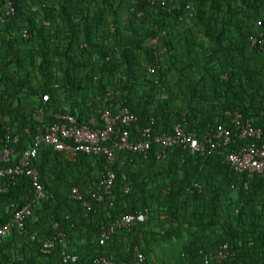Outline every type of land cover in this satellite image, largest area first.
<instances>
[{
    "label": "trees",
    "instance_id": "trees-1",
    "mask_svg": "<svg viewBox=\"0 0 264 264\" xmlns=\"http://www.w3.org/2000/svg\"><path fill=\"white\" fill-rule=\"evenodd\" d=\"M7 1L14 12L0 14V151L14 148L10 164L61 115L94 126L105 108L135 114L131 140L146 126L153 138L180 125L205 149L177 144L158 158L154 141L146 156L116 151L113 201L86 195L89 208L69 194L99 184L105 155L39 149L32 166L44 198L36 199L29 175L0 177V224L31 204L23 229L0 240V264H58L64 251L75 264L98 254L118 261L135 247L148 264L149 252L177 240L174 264H205L223 243L233 254L228 264H264V172L235 171L226 147L204 141L223 124L232 147L242 144L234 111L264 124V0H167L168 8L155 0H0V8ZM260 32L263 42L252 44ZM7 131L17 142L6 143ZM139 210L142 221L100 243L116 220ZM57 231L63 237L43 253L41 241Z\"/></svg>",
    "mask_w": 264,
    "mask_h": 264
},
{
    "label": "built area",
    "instance_id": "built-area-1",
    "mask_svg": "<svg viewBox=\"0 0 264 264\" xmlns=\"http://www.w3.org/2000/svg\"><path fill=\"white\" fill-rule=\"evenodd\" d=\"M138 3L139 0H132ZM154 0H151L153 2ZM162 7H166L167 0H155ZM14 9L10 2H5L0 8V14L13 13ZM0 15V19H1ZM264 20V17L262 18ZM261 23V20L257 22ZM26 35V34H25ZM263 42V32L256 37L251 38L252 44H261ZM156 43V39L152 40ZM47 99V96H43ZM42 113V110H39ZM230 115V123L237 129L236 137L244 141L239 143L238 147H232L235 142L231 128L218 124L207 132L204 141L208 142L212 148L226 147V162L237 172H247L250 177L264 172V124L255 126L251 120L245 118L238 111ZM61 121L47 125L43 132L35 134L32 144L21 152L18 158L13 160L14 148L8 144L4 145L0 151V177H6L12 181L17 176L26 174L32 180L36 199L44 198L43 187L38 180V171L32 166V159L41 148L52 147L57 151L70 150L73 154L83 152L85 154L102 153L109 161V168L105 171L96 186H89L84 194L77 187L71 189L69 196L81 202L82 206L89 208L90 201L86 198L89 195L91 199L97 202H107L109 205L113 201L112 184L115 178L113 169V159L116 151H131L142 153L144 156L149 152L152 142L160 144V150L156 153L158 158L165 157L166 149L177 145L187 144L191 150L205 149V144L192 132H186L180 125H175L171 133H161L152 138L151 129L146 126L142 129V139L131 140L128 127L136 122L137 118L128 108H120L117 112H112L105 108L98 121L94 120V126L79 124L75 117L69 114L60 116ZM6 143L11 140L17 142L18 135H11L9 131L5 135ZM31 204L16 208L10 221L0 224V240L7 237L10 231L15 228L18 231L23 229L25 217L30 213ZM146 214L144 211H136L133 214H127L116 220L101 234L100 243L107 238L115 228L129 230L134 221H142ZM56 227V224H53ZM63 237L61 231H57L52 236L41 241V251L49 253L57 240ZM205 264H228L233 259V254L227 243L220 244L213 254H205ZM216 260V262H212ZM77 256L68 252H62L61 261L58 264H75ZM91 264H146V256L137 247L132 251L131 257L123 260H114L104 255H96Z\"/></svg>",
    "mask_w": 264,
    "mask_h": 264
},
{
    "label": "rangeland",
    "instance_id": "rangeland-1",
    "mask_svg": "<svg viewBox=\"0 0 264 264\" xmlns=\"http://www.w3.org/2000/svg\"><path fill=\"white\" fill-rule=\"evenodd\" d=\"M181 243V241H180ZM180 245V244H179ZM179 251V249H178ZM175 241L159 245L147 254L148 264H174L178 262L179 252Z\"/></svg>",
    "mask_w": 264,
    "mask_h": 264
},
{
    "label": "crops",
    "instance_id": "crops-1",
    "mask_svg": "<svg viewBox=\"0 0 264 264\" xmlns=\"http://www.w3.org/2000/svg\"><path fill=\"white\" fill-rule=\"evenodd\" d=\"M180 241H181V240H179V241H178V240H177V241H175V242H176V244H177V248H178V245H179ZM172 242H173V241H172ZM177 251H178V249H177ZM178 258H179V257H178ZM178 260H179V259H178Z\"/></svg>",
    "mask_w": 264,
    "mask_h": 264
}]
</instances>
